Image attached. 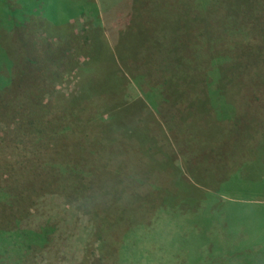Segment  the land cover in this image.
Returning <instances> with one entry per match:
<instances>
[{
  "label": "rangeland",
  "instance_id": "rangeland-1",
  "mask_svg": "<svg viewBox=\"0 0 264 264\" xmlns=\"http://www.w3.org/2000/svg\"><path fill=\"white\" fill-rule=\"evenodd\" d=\"M202 1L198 0L197 5ZM254 1L246 11L241 10L235 29L216 20L203 23V34L196 36L198 44L191 47L196 53L202 48L201 56L206 58L204 65L208 67L204 73L211 75L215 83L221 77L228 81L241 78L244 84L251 81L252 87L239 91L242 98L251 89L250 100L244 104L233 103L232 97L220 100V88L211 84V79L205 87H190L186 95H171L164 85L167 76L162 74L164 64L171 62L167 50L160 54L153 51V68L137 71L138 75L128 67L118 71L113 68L112 76L117 75L116 82L125 99L141 102L142 114L149 118V136L155 137L161 131L159 145L164 143L171 148L164 154L148 151L147 158L138 149L116 150L111 169L127 185L122 186L119 196L130 200L127 212L120 215L116 204L106 210L100 206L95 219L94 212L90 215L80 211L70 233L48 229L45 226L50 219L37 218L36 223L32 221L33 229L32 225L27 226L7 241L0 238V264L211 263L222 241L218 233L221 214L237 213L238 206L231 204L245 199H262L264 204V2ZM174 4V0H146L142 4L137 0H0V202L6 199L15 181L22 180V174L28 170L33 173L34 165L41 170L50 165L47 158L52 151L43 148L38 140L35 142L29 134L31 128L25 126L28 112L37 111V107L57 95L77 96V74H100L101 60L116 51L118 39L124 51L127 46L141 52L144 35L139 39L140 26L133 24V18L154 21L160 29V23L172 15L170 8L176 10ZM195 15L194 8L188 18ZM46 21H53V32L44 29ZM95 25H102L107 33L106 43L100 44L105 50L99 57L95 56L92 43ZM150 28L142 31L152 32ZM119 31L122 33L118 36ZM193 55L196 54L192 52L190 57ZM90 59L98 64L84 69ZM231 87L227 86L228 91ZM29 96L26 104L24 99ZM206 98L210 102L205 104ZM108 112H104L102 121L108 119ZM211 112L217 113L218 120L225 117L228 121L226 134L216 136V144L221 146L213 153L200 154L194 167H185V151L176 147L180 140L178 129L198 123L203 133L191 131L194 134L185 135V139L201 145L199 136L210 137L207 117ZM74 121H78L77 116L61 123L71 143L74 138L89 135ZM102 124L95 122L90 128L98 129ZM153 144L143 145V153ZM150 161L158 167L146 165ZM73 163L74 160L62 163L63 172L73 169ZM174 171L178 176L171 181ZM166 195L170 197L169 204L163 203ZM61 219L57 221L62 223ZM91 224L95 229L86 230ZM35 245L40 246L37 251Z\"/></svg>",
  "mask_w": 264,
  "mask_h": 264
},
{
  "label": "trees",
  "instance_id": "trees-1",
  "mask_svg": "<svg viewBox=\"0 0 264 264\" xmlns=\"http://www.w3.org/2000/svg\"><path fill=\"white\" fill-rule=\"evenodd\" d=\"M144 1L146 0H137L140 4ZM259 1L264 2V0ZM174 2V5H177L176 10L170 8L172 15H169L168 20L163 21L164 23H160V29L155 27L154 21L147 23L144 20L138 21L133 18V24L137 27L140 26L139 39L144 35L142 46H139L142 53L138 49H129L126 46L127 44L125 45L126 51H124L121 39H118V36L122 33L119 31L118 40L115 44L116 51L110 52L108 57H103L101 60L102 72L96 75L87 74L86 71L77 74L80 78L77 96L75 94H71L69 97L57 95L37 107V111L28 112L25 126L31 128L29 134L32 139L35 138V142L38 140L43 148L52 151L49 158H47L50 165L45 170H41L38 165H34L32 167L33 173L28 170L22 174V180H16L15 184L8 189V196L0 202V238L3 237L7 241L9 236L15 237V234L26 230L27 226L32 225L33 229L37 218L42 217L50 219L48 225L45 226L46 228L53 230L59 228L66 233H70L73 221L79 218L77 214L80 211L89 214L91 211L94 212L96 215L93 219H95L98 214L97 211L101 209L100 206H104L102 210H106L108 206L116 204L117 210L121 213L120 215L124 214L131 207L129 199L119 198L123 190L122 186L127 185L121 181L119 174L113 173L111 169L112 160L117 156L116 150L127 152L129 149H138L141 151V156L147 158L148 151L160 153L171 148L168 144L162 143V145H159L158 140L163 136L161 131L155 137L149 136V118L142 114L144 109L141 102L137 99L131 101L125 99V95L123 96L124 91L121 93L119 84L117 85V75L114 78L112 76L113 68L118 71L119 68L128 67L138 75L137 71L153 68L152 66L155 63L154 52L160 54L163 50H167L168 53L176 54L175 57L169 54L171 62L165 63L162 70V74L167 76L164 85L171 95L176 98L182 96L183 93L186 95L185 92L189 91L190 87L199 86V84L205 87L208 80L211 79V84H216L220 88V100L223 101L232 97L233 103L237 101V104L239 102L244 104L250 100L249 92H251V89H248L246 96H243L244 98H240L239 91L242 87H249L252 84L251 81H246L244 84L241 78L235 77L234 80L229 79L228 81L227 78L221 77L215 83L211 75L207 77L204 73L205 68L207 70L208 67L204 65L206 58L203 59L201 56L200 50L202 48L199 46L200 49L196 53L192 51L191 47L198 44L195 39L202 36L203 30H205L203 23L208 24L210 23L209 20L213 23L216 20L229 29H235L238 26L236 22L241 12L246 11L248 5L255 4V1L203 0L204 5H197L198 0H174ZM162 6L163 8L167 7V5ZM194 8L196 15L193 19L188 18ZM52 22L46 21L44 29L53 32ZM140 22L147 24L143 25ZM101 26L95 25L92 34L96 57H99L105 50L100 44L102 42L106 43L104 39L107 37V33L103 32ZM149 27H151L150 31L158 30V32H148V34L142 31L149 29ZM127 32L128 30L125 34H122V39L125 38L123 36L127 35ZM173 36H175L174 39ZM206 44L207 41L205 46ZM192 52L196 55L190 57ZM93 64L96 66L98 61L90 59L83 67L87 69ZM229 84L233 87H231V91L227 89ZM180 87L184 91L178 90ZM226 92L227 95H225ZM31 96L24 99L26 104ZM207 102H210L208 98H206L205 104ZM105 111H109V117L102 121ZM218 114L221 115L222 113ZM72 116H77L78 121L73 123L78 125L81 131L88 130L89 132V135L85 134L77 139L74 138L73 143L70 139H67L69 138L68 135H65L61 128L62 121H67ZM216 116L217 113L211 112L207 117L210 119L211 125L210 137L198 135L203 140L201 145L198 142V145L195 146L191 141L185 139L187 134H194L196 131L203 133L202 126L199 128L198 123H191L178 129L180 140L176 142L179 144V146L176 144V147H180L181 150L185 151L183 156L185 167H194L200 154H203L204 151L213 153L218 146H221L216 144L218 139L216 136L226 134L227 120H224L225 117L218 120L219 117ZM95 122L103 124L98 129H91L90 127H93ZM54 128L59 131H54ZM181 135L184 138L182 141ZM146 144L153 145L148 146L146 152L143 153L142 148ZM56 147H59V149L56 150ZM40 158L43 159L42 156ZM73 160V164H75L73 169L63 172L61 164ZM43 165L45 166V156ZM146 165L151 168L158 167L154 161H150ZM172 175L171 181L178 176L175 171ZM162 200L163 203L169 204L170 197L166 195ZM59 217L63 218L59 220L62 223L57 221ZM33 220L34 223L32 224ZM91 228L95 229V225L86 226V230ZM51 240L48 239L49 244ZM118 245H115L116 250ZM38 248L40 246L35 245V251Z\"/></svg>",
  "mask_w": 264,
  "mask_h": 264
},
{
  "label": "crops",
  "instance_id": "crops-1",
  "mask_svg": "<svg viewBox=\"0 0 264 264\" xmlns=\"http://www.w3.org/2000/svg\"><path fill=\"white\" fill-rule=\"evenodd\" d=\"M231 205H237L238 212L229 210L230 214H221L223 219L218 233L222 241L216 247L215 256L210 259L211 263L206 264H264L262 199H245Z\"/></svg>",
  "mask_w": 264,
  "mask_h": 264
}]
</instances>
